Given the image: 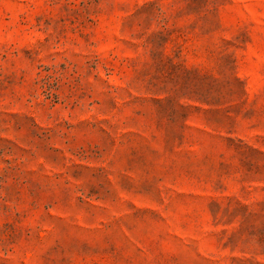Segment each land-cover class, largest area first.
Listing matches in <instances>:
<instances>
[{"label":"rangeland","instance_id":"374dc122","mask_svg":"<svg viewBox=\"0 0 264 264\" xmlns=\"http://www.w3.org/2000/svg\"><path fill=\"white\" fill-rule=\"evenodd\" d=\"M0 264H264V0H0Z\"/></svg>","mask_w":264,"mask_h":264}]
</instances>
